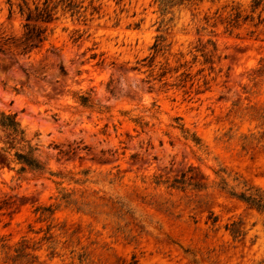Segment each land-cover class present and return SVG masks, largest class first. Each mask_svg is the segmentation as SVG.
<instances>
[{
    "label": "rangeland",
    "instance_id": "1",
    "mask_svg": "<svg viewBox=\"0 0 264 264\" xmlns=\"http://www.w3.org/2000/svg\"><path fill=\"white\" fill-rule=\"evenodd\" d=\"M18 1L0 110L44 170L0 151V264H264L263 217L220 184L264 190V0H50L27 54Z\"/></svg>",
    "mask_w": 264,
    "mask_h": 264
},
{
    "label": "trees",
    "instance_id": "2",
    "mask_svg": "<svg viewBox=\"0 0 264 264\" xmlns=\"http://www.w3.org/2000/svg\"><path fill=\"white\" fill-rule=\"evenodd\" d=\"M9 8V17L14 13L15 4L12 0H7ZM41 0H33V8L28 5V0H19L16 3L18 8V13L25 17L26 23L24 28L26 32L23 37V53H30L32 50L39 48L46 39V28L37 25H30V21L50 23L54 19V6L50 5V0H43L40 6ZM162 4H171L174 2L183 3L184 1L190 2V0H159ZM70 9L73 7L70 3L66 6ZM82 104L86 105L89 102L88 97H81ZM0 133L4 135L7 141L10 143L8 148H0L3 154H10L12 151V158L9 159V165L15 163L19 165L18 172L23 173L28 170L30 171H43V165L35 155L36 148L33 147L29 140H27L25 135V130L22 128L21 123L17 119L16 114L6 113L0 110ZM23 146L19 148V146ZM192 177H190L191 179ZM186 173L183 172L181 177H175L173 181L169 184L170 187L184 188L186 185H191L188 182ZM191 181V180H190ZM158 182H162L160 179ZM164 182H169L164 181ZM220 184L223 189L228 190L230 195L238 198L239 200L246 203L250 208L256 210L264 219V190L260 188H247L243 191H236L234 187H229L225 178L221 179ZM194 187L201 189L205 187V184L200 181L193 183ZM39 209L44 212H52L51 206L40 207ZM227 229L231 232L233 237L239 236L242 231L238 227V222H232L227 225Z\"/></svg>",
    "mask_w": 264,
    "mask_h": 264
}]
</instances>
